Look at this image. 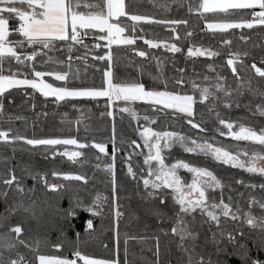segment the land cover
I'll return each mask as SVG.
<instances>
[{
    "label": "trees",
    "instance_id": "obj_1",
    "mask_svg": "<svg viewBox=\"0 0 264 264\" xmlns=\"http://www.w3.org/2000/svg\"><path fill=\"white\" fill-rule=\"evenodd\" d=\"M197 2L125 0L129 14L146 16L152 21L182 23L141 21L134 33L126 29L127 34L137 37L133 45L114 44L110 48L104 47L106 41L96 39L106 33L92 30L83 41L88 47L75 44L69 52V42L57 41L49 49L35 46L40 54L23 66L11 58L5 63V69L10 64L13 70H20V79L33 78L29 65L45 73H68L66 81H56L54 75L43 77L56 87L102 90L106 87L104 73L110 71L114 83L136 82L146 90L193 97L189 116L143 101L115 99L111 104L108 97L57 101L30 86L16 87L0 96V130L10 132L9 142L0 141V242L16 244L14 249L0 248L6 264L19 259L18 253L25 264H38V255L71 258L76 251L95 259L118 260L119 264H197L201 260L203 264H264V208L260 206L264 204V188L260 187L264 185V175L225 164L210 155L186 152L179 146L163 150L165 164L182 160L207 169L220 181V186L211 192L212 197L228 204L239 218L233 220L221 214L218 222L208 218L201 208L181 212L168 189H146L143 184L146 150L138 135L142 127L182 133L229 151L239 149L264 155V146L222 136L219 123L234 121L255 130L264 128V116L257 112V106L264 105V96L260 95L264 93V77L251 67L255 64L264 69V25L210 30L206 22L252 19L253 10L201 15V11L195 10ZM190 7L193 11H189ZM120 19L123 24L132 23L127 16ZM19 23L15 17L10 19L9 39L22 38L14 31ZM146 40L159 46L150 47ZM96 43L101 47H93ZM171 44L180 51L172 52L164 46ZM189 47L205 48L216 55L190 56ZM30 48L17 51L31 54L34 47ZM139 51L146 55L139 56ZM235 54L239 56L229 66L227 61L234 59ZM100 56L106 58H96ZM216 85H222L224 91H218ZM204 87L214 95L202 99L198 89ZM128 104L132 105L135 118L122 111ZM17 135L25 140L75 138L87 147L32 146L25 140L13 141L12 137ZM99 143L105 144L106 154L92 146ZM114 146L117 151L113 161ZM67 149L82 155L72 160L60 154ZM108 165L113 168L109 170ZM11 174L18 178L22 192L15 183H3ZM64 175H79L85 180H65ZM53 184L57 185L55 190L47 186ZM150 191L155 194L149 196ZM97 194L106 199L94 204ZM253 198L256 203H250ZM247 210L255 217V226L242 218ZM94 212L99 214L93 215ZM87 220L92 221L91 229L85 227ZM178 221L180 227L191 233L183 242L181 234L173 231ZM17 225L23 229L19 239L25 244L17 243L16 234L10 232ZM77 264L83 261L77 259Z\"/></svg>",
    "mask_w": 264,
    "mask_h": 264
},
{
    "label": "snow or ice",
    "instance_id": "obj_2",
    "mask_svg": "<svg viewBox=\"0 0 264 264\" xmlns=\"http://www.w3.org/2000/svg\"><path fill=\"white\" fill-rule=\"evenodd\" d=\"M259 8L260 11H255V8ZM203 13L223 12L229 13V10H253L252 20H246L241 18L239 21H225L218 23H207L206 27L210 30L227 31L229 29L248 28L251 29L255 24L264 25V0H201L198 8L195 9ZM189 11H193L190 7ZM7 14V17L5 16ZM127 16L132 22L131 25L123 24L121 17ZM17 18L19 20V27L15 29L23 39L10 40L9 23L11 18ZM144 21L146 23H166V24H178L181 21H152L149 17L129 14L126 12L125 0H0V96H3L8 90L21 87L30 86L32 89L39 91L44 97H55L57 101L64 100L65 98L76 97H108L111 101L114 97L116 100H123L125 102L144 101L152 104L153 106L160 105L166 109H176L181 113H187L192 115L193 97L190 95H179L169 91H157L146 90L145 86L141 83H114L112 73L106 71L104 73L106 87L102 90L94 89H69L67 87H56L52 83L46 82L43 77L45 75H54L56 81H66L68 73H45L37 71L34 66L32 67V79L18 78L21 75L19 69L13 70L9 64L5 69L4 65L9 58L14 59L18 65H25L26 61H34L35 57L40 54L39 50L35 46H41L42 49H49L54 46L57 41L69 42L68 50L71 52L73 45L80 44L84 47H88L83 43L84 37L92 34V30H99L100 33H106V35H99L96 37L98 41H106L104 47H111L112 45H133L137 39L134 35H129L126 29H130L132 33L135 32L139 22ZM186 23V22H185ZM190 35V33H189ZM142 38V37H140ZM178 38V37H177ZM150 47H157L158 44L152 40H146ZM225 43H229L225 41ZM25 44L33 46L34 50L31 54H26L23 51H17V49H24ZM168 47L172 52H178L180 49L175 45H164ZM93 47H101L99 43L93 45ZM137 54L144 57L146 53L139 51ZM190 56H212L216 53L196 48L193 51L191 48L188 50ZM243 55H247L244 53ZM239 54H235L234 59H229L227 63L229 66L234 64L235 58H238ZM97 59L104 60L105 56L96 57ZM111 59L110 56L107 57ZM71 59V57H69ZM62 63V62H60ZM255 69V72L260 77H264V69L256 67L255 64L251 66ZM233 72L236 73L235 67ZM7 73V74H5ZM181 81H177V84ZM194 87H196L194 85ZM218 91H224L222 85H216ZM202 99H207L209 96L214 95L208 87L198 89ZM229 93L225 92V95ZM264 96V93H260ZM3 110V105L0 103V112ZM122 111H128L135 118L136 113L130 108H124ZM257 112L259 115L264 116V105L257 106ZM111 115V113H109ZM145 119H148L145 117ZM189 123H192L189 121ZM228 129V136H231L237 141H251L261 146H264V128H261L257 132L251 126L239 124L236 131H233V123L226 122L224 120L219 121ZM193 127H199L196 124ZM203 131V129H201ZM222 136L225 133H220ZM9 131L0 130V141L5 143L9 142ZM144 139V145L149 149V155L145 158L144 163L149 165L148 177L143 178L145 188L149 186L155 189L170 188L173 192V198L176 203L181 206V212H189L195 208H201L207 213V215L213 221L218 222V217L215 210L219 208L222 211L223 216L228 217L231 215L232 219H238L236 213H232L228 204H224L221 201L220 204H209L206 197V191L209 188L219 187L220 181L213 175L212 172L205 168L191 166L183 161H177L176 163L168 166L165 164V160L161 155L163 148H169L174 143H179L184 150L189 153L200 152L205 155H211L215 160L222 161L225 164H231L234 167L243 168L250 173H259L264 175V155L259 152L238 151L233 154L231 151L224 147L215 146L209 143L207 140L198 142L195 139L191 140V145L188 146V137L175 132H154L151 128H145L141 133ZM155 138V142H151ZM13 141L25 140V137L15 136L12 137ZM163 141V143H161ZM25 142L32 146H56V145H75L77 148L87 147L85 144H80L75 138L69 139H26ZM133 144L136 142L133 141ZM99 149L101 153L106 154L105 144L99 143L92 145ZM139 147V145H137ZM117 149L113 147V161L115 159V153ZM57 153H53L56 155ZM61 155L67 156L69 159L75 160V158L82 155L80 151H67L65 150ZM241 155L247 157L246 160H242ZM156 162V167H151V162ZM109 170L113 168V165L107 166ZM186 169L192 173L193 179L190 184L187 185L188 191H185V185L178 175V169ZM11 173V170H10ZM129 173H132V168L129 167ZM56 176L57 173L53 172ZM65 180H85L83 176L79 175H64ZM86 182V181H85ZM4 184L11 186L16 184L17 190L23 191L20 186L18 178L11 174L8 179L3 181ZM52 190L57 188V185H47ZM255 187V185H252ZM264 188V185L260 186ZM113 193L115 196V181H113ZM6 194V193H5ZM154 191L148 193L149 196L154 195ZM193 194H197L193 199ZM101 199H106L100 194L93 201L94 204H98ZM163 199L161 203H163ZM250 203H256L253 200ZM264 208V204L260 205ZM87 211H92L91 208H87ZM99 214L94 212L93 215ZM117 215L119 213L117 212ZM247 217L246 222L250 225H256L255 217L251 216V213H245ZM180 222L173 228L174 232L181 234V241L183 242L186 236H191L186 227H180ZM92 221H85L86 229L92 228ZM23 229L17 225L10 229V232H14L17 237V243L25 244V241L19 239ZM28 247V245H25ZM15 243L8 241L0 242V248L14 249ZM57 249L59 245L55 246ZM158 252V249H157ZM19 259H11L7 261V264H25L24 258L19 253L17 254ZM76 259L61 258L58 256L38 255L39 264H77V259L83 261V264H119L118 260H101L91 258L82 255L79 251L74 254ZM0 264H6L3 255L0 254ZM197 264H203V261H198Z\"/></svg>",
    "mask_w": 264,
    "mask_h": 264
},
{
    "label": "rangeland",
    "instance_id": "obj_3",
    "mask_svg": "<svg viewBox=\"0 0 264 264\" xmlns=\"http://www.w3.org/2000/svg\"><path fill=\"white\" fill-rule=\"evenodd\" d=\"M198 5H197V8H198V6H199V4L201 3V0H198ZM255 11H257V12H259L260 11V9H258V10H255ZM251 17H252V14H251ZM248 20H252V19H248ZM218 22H222V21H214V22H206V24L207 23H218ZM19 27V24L17 25V28ZM88 37V36H87ZM21 39H23V37L21 38ZM20 38H15V40H13V39H11L10 38V40H13V41H16V40H21ZM107 43V42H106ZM27 48H30V46L29 45H27V44H25V47H24V49H27ZM192 49L193 51H195V49L196 48H199V47H189V49ZM31 49V48H30ZM188 49V50H189ZM202 50H207V49H205V48H201ZM23 50V49H22ZM19 78V77H18ZM115 101V98L113 97L112 98V100L110 101L111 102V104H113V102ZM134 102H136V101H134ZM130 108L131 110H133L134 111V109L132 108V105L131 104H128V105H125V106H123L122 108ZM135 112V111H134ZM229 123H233V131H236L237 130V128H238V125H239V123H237V122H234V121H231V122H229ZM222 125V124H221ZM145 128H149V127H142V129H140V131L138 132L139 134V138H140V141H141V143H143V145H144V139L142 138V136H141V133L143 132V130L145 129ZM222 129H223V133H225V135H227V133H228V129L224 126V125H222ZM154 132H158L157 130H153ZM168 131V130H167ZM257 132H259V130H256ZM163 132H165V131H163ZM170 132V131H169ZM179 134V133H178ZM181 135H183V136H185V137H188V136H186V135H184V134H182V133H180ZM231 137V136H230ZM189 138V140L187 141V143H188V146H192L191 145V140L192 139H195V140H197L198 142H203L204 140H200V139H196V138H190V137H188ZM151 142H155V138H153L152 139V141ZM161 143H163V141H161ZM210 143V142H209ZM138 144L136 143V146H137ZM172 146H179V147H182L179 143H174V144H172L171 145V147ZM215 146H218V145H215ZM144 147H145V145H144ZM218 147H221V146H218ZM183 149H184V147H182ZM164 149H167V148H163L162 149V152H161V155L163 156V150ZM145 150H146V155H144L143 156V160L145 161V158L149 155V149L147 148V147H145ZM67 151H69V152H71V151H76V150H69V149H67ZM238 151H240V152H243V151H241V150H239V149H232V153L233 154H236ZM200 153V152H199ZM249 154H251V152H248ZM203 154V153H202ZM261 155H263V154H261ZM211 156V155H210ZM242 160H246L247 159V157H245V156H243V155H241V157H240ZM182 161V160H181ZM177 162V161H176ZM176 162H174V163H176ZM184 162V161H183ZM174 163H172V164H174ZM172 164H169L168 166H171ZM144 165H145V174H144V177L143 178H147L148 177V172H149V165H146L145 163H144ZM192 166V165H191ZM195 166V165H194ZM151 167H156V162L155 161H152L151 162ZM195 167H198V166H195ZM201 168V167H200ZM178 175L180 176V178H181V180L183 181V183H184V185H185V191H188V189H187V185L188 184H190L191 182H192V179H193V175H192V173H190V172H188L186 169H183V168H181V169H178ZM144 184V183H143ZM150 187V186H149ZM217 187H214V188H209V189H207V191H206V197H207V201H208V203L209 204H211V203H216V204H220L221 203V199L219 198V199H214V197H212V191H214L215 189H216ZM165 189H168L170 192H171V196L173 197V192H172V189H170V188H165ZM196 195L197 194H193V199H195L196 198ZM174 199V198H173ZM224 204H226L225 202H223ZM230 207V206H229ZM206 215H207V213L205 212V211H203ZM215 213H216V215H217V217L219 216V215H221L222 214V211L219 209V208H217L216 210H215ZM245 213H249V211L247 210V211H245L243 214H242V218L246 221L247 220V217L245 216ZM208 216V215H207ZM231 216V215H230ZM252 216V215H251ZM253 217V216H252ZM208 218H210L209 216H208ZM263 224H264V220H263ZM58 257H60V256H58ZM64 258V257H63ZM66 258H68V257H66ZM68 259H76V257H74V256H71V258H68ZM96 259H98V258H96ZM102 260V259H101ZM111 261V260H110ZM38 264H39V260H38Z\"/></svg>",
    "mask_w": 264,
    "mask_h": 264
},
{
    "label": "built area",
    "instance_id": "obj_4",
    "mask_svg": "<svg viewBox=\"0 0 264 264\" xmlns=\"http://www.w3.org/2000/svg\"><path fill=\"white\" fill-rule=\"evenodd\" d=\"M251 14H252V11H251ZM87 36H85L84 38H86Z\"/></svg>",
    "mask_w": 264,
    "mask_h": 264
},
{
    "label": "crops",
    "instance_id": "obj_5",
    "mask_svg": "<svg viewBox=\"0 0 264 264\" xmlns=\"http://www.w3.org/2000/svg\"><path fill=\"white\" fill-rule=\"evenodd\" d=\"M144 102V101H143ZM176 110V109H175Z\"/></svg>",
    "mask_w": 264,
    "mask_h": 264
}]
</instances>
